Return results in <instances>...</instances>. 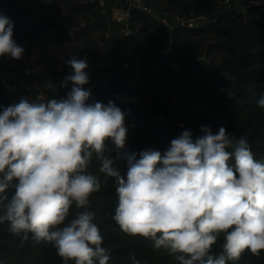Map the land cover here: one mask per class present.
Returning a JSON list of instances; mask_svg holds the SVG:
<instances>
[{"label":"clouds","instance_id":"9594fccd","mask_svg":"<svg viewBox=\"0 0 264 264\" xmlns=\"http://www.w3.org/2000/svg\"><path fill=\"white\" fill-rule=\"evenodd\" d=\"M13 29L0 14V57L19 60L25 49ZM66 63L72 71L60 87L72 86L64 97L22 98L0 112V223L23 240L31 234L36 242L54 243L63 264H107L108 249L88 210L101 189L99 177L87 172L95 157L99 171L114 178L112 219L119 228L150 240L179 264H234L246 250H264V161L254 158L246 136L202 126L195 141L185 130L163 153L126 152V113L113 100L89 102L86 57ZM227 95L235 99L231 90ZM257 105L264 108V96ZM73 205L79 211L69 220ZM221 236L222 251L215 254Z\"/></svg>","mask_w":264,"mask_h":264},{"label":"trees","instance_id":"16d2710c","mask_svg":"<svg viewBox=\"0 0 264 264\" xmlns=\"http://www.w3.org/2000/svg\"><path fill=\"white\" fill-rule=\"evenodd\" d=\"M148 1L160 8L158 3L163 0ZM167 1L179 7V10L170 7L176 11L206 13L215 20L198 28L170 30L155 18L133 10L136 51L146 57L141 78L134 86L127 87L124 79L117 76L116 83L112 81L108 85L103 97L107 102L113 100L126 113L128 132L124 151L139 153L152 148L163 153L171 140L181 135L180 124L185 122L196 130L197 137L202 135V126L210 127L213 133L223 126L231 136H246L254 158L264 161V108L257 105V100L264 96V6H253L244 12L241 9L243 0L240 9L236 8L235 0L224 5H219L218 0ZM6 9L14 25L21 21L25 27V20L20 19L24 12L17 0H10ZM106 28L107 24L103 29ZM38 35V28L25 27L22 32H13V39L37 38ZM209 35L213 37L211 48L223 51L219 62L202 59L200 55L203 45L198 38ZM105 70L103 68L102 72ZM36 75L45 82L49 78ZM89 81L94 82L93 78ZM14 84H18L16 80ZM3 88L0 86V112L22 99L16 88ZM70 90L63 91L60 84L46 83L50 99L64 97ZM228 90L235 94V99L229 98ZM60 92L61 95H57ZM130 99L144 104L142 114L128 111ZM156 115L163 118L155 119ZM107 148L115 156L111 141L107 142ZM100 166L93 157L87 168V172L101 181L100 191L90 197L88 210L94 213L93 222L103 237L102 246L108 249L107 264H135V261L139 264H179L165 249H156L150 240L128 235L119 228L112 219L118 200L114 178H106L99 171ZM117 167L122 174L125 172L123 161L118 162ZM8 194H12L11 190ZM77 211L73 205L68 219L74 218ZM223 243L221 236L213 245V253L219 254ZM0 264H63V261L54 243L36 242L31 234L29 239L23 240L11 233L5 222L0 223ZM234 264H264V250L259 255L246 250Z\"/></svg>","mask_w":264,"mask_h":264},{"label":"crops","instance_id":"0c3cea01","mask_svg":"<svg viewBox=\"0 0 264 264\" xmlns=\"http://www.w3.org/2000/svg\"><path fill=\"white\" fill-rule=\"evenodd\" d=\"M9 1L0 0V14L7 16ZM17 3L24 12L20 19L25 20V27L29 30L33 27L39 29L37 38L14 39L25 49L24 53L31 52L33 57L29 66L33 72L48 75L47 85H58L71 74L72 70L66 61L72 56L78 59L86 57V71H89V79L93 78L94 81H89L83 86L85 89H91L89 102L106 104L107 101L103 97L108 85L112 81L116 83L114 79L117 76L125 79L120 66L124 37L120 32V25L111 21V9L120 3V0H109L105 11L97 0H17ZM104 19L107 20L104 22ZM105 23L107 28L103 29ZM25 27L20 21L14 25L13 32H22ZM205 54L210 55V51H205ZM35 58L37 60L34 63ZM103 68L106 69L104 72ZM15 80L17 87H27L22 70L16 73ZM71 86L69 82L67 87L62 89L66 91L71 89ZM57 95H61V92ZM135 101L143 109L144 104L140 105Z\"/></svg>","mask_w":264,"mask_h":264},{"label":"built area","instance_id":"2783aa9c","mask_svg":"<svg viewBox=\"0 0 264 264\" xmlns=\"http://www.w3.org/2000/svg\"><path fill=\"white\" fill-rule=\"evenodd\" d=\"M105 11L109 0H97ZM231 0L218 1L219 5L229 4ZM253 6H264V0H243L241 9L245 12L247 8ZM133 10L147 14L155 18L159 24L170 30L176 28H198L214 21L206 13H184L176 11L170 7L157 8L148 0H120V3L111 9L112 22L120 25V32L124 37L123 58L120 66L124 74V83L127 87L134 86L141 78L143 72V62L145 58L136 51V29L133 26ZM109 31H107V35ZM32 55L24 53L21 59L15 60L9 56H3L0 61V86L16 88L21 98H26L30 102H47L50 100L46 92V82L39 78L29 66ZM25 75L26 88H19L14 84L15 75L19 71ZM155 119L163 118L156 115ZM183 131L189 130L192 138H196V130L185 122L180 124Z\"/></svg>","mask_w":264,"mask_h":264},{"label":"rangeland","instance_id":"374dc122","mask_svg":"<svg viewBox=\"0 0 264 264\" xmlns=\"http://www.w3.org/2000/svg\"><path fill=\"white\" fill-rule=\"evenodd\" d=\"M218 1H222V0H218ZM240 3H241V0H235V4H236V8L237 9H240V5H241ZM117 4H119V3H117ZM158 4H160V8L172 7V8H175V9L179 10V7H177L175 5H169V2L167 0L159 1ZM245 7L247 8V5H245ZM146 36L148 37V34ZM198 41H200V43L203 45V49L200 52V55H202L203 58H208V59H211V60L215 59L217 62L222 60L223 51L222 50H219V51H217V50L215 51L214 50L213 51L211 46H210L212 44L213 37H211L210 35L209 36H204V37L198 38ZM145 47H147V49H149V51L151 50L150 49V45L148 43L145 44ZM205 51L206 52L210 51V55L205 54ZM144 58L146 59V57H144ZM87 72H89V71H87Z\"/></svg>","mask_w":264,"mask_h":264},{"label":"water","instance_id":"95a60500","mask_svg":"<svg viewBox=\"0 0 264 264\" xmlns=\"http://www.w3.org/2000/svg\"><path fill=\"white\" fill-rule=\"evenodd\" d=\"M3 89H4V90H5V89H9V87L6 86V87H4ZM127 109H128V111H130V112H135V113H137V114H142V113L144 112V110L141 109V108L138 106V104H137V102H136L135 100H130V101L127 103Z\"/></svg>","mask_w":264,"mask_h":264}]
</instances>
